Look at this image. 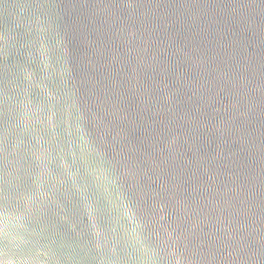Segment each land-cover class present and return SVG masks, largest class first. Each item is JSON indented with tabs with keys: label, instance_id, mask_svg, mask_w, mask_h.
I'll use <instances>...</instances> for the list:
<instances>
[{
	"label": "water",
	"instance_id": "obj_1",
	"mask_svg": "<svg viewBox=\"0 0 264 264\" xmlns=\"http://www.w3.org/2000/svg\"><path fill=\"white\" fill-rule=\"evenodd\" d=\"M0 264H264V0H0Z\"/></svg>",
	"mask_w": 264,
	"mask_h": 264
}]
</instances>
